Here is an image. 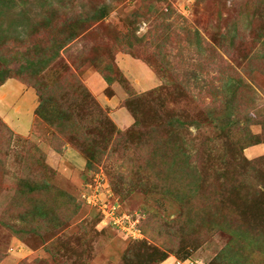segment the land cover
Returning <instances> with one entry per match:
<instances>
[{
    "label": "rangeland",
    "instance_id": "1",
    "mask_svg": "<svg viewBox=\"0 0 264 264\" xmlns=\"http://www.w3.org/2000/svg\"><path fill=\"white\" fill-rule=\"evenodd\" d=\"M83 2L88 10L103 7L106 15L76 19ZM68 8L74 12L66 13ZM182 26L200 34L201 52L180 34ZM68 32L75 36L57 49V39ZM23 51L35 61L32 74L13 71L26 62ZM131 63L151 76L150 88L164 81L171 88L163 104L137 102L139 114L163 108L205 127L208 119L222 122L220 87L232 78V126H187L191 134H182L183 148L163 149L164 169L140 141H105L106 152L89 158L80 137L60 132L69 110L65 100L53 102V93L63 95L56 85L75 77L124 133L135 120L132 97L149 89L129 75ZM5 68L0 264H146L153 247L167 256L158 264H264L262 193L242 205L233 196L220 204L216 194L202 202L186 187L193 181L191 165L199 171L202 162L220 158L205 187L213 191L218 170L235 171L224 154L248 160L264 155V142L243 149L249 135L262 138L264 131V0H0V70ZM190 72L198 76L191 79L194 86H179L176 77L183 80ZM206 149L210 157L203 155ZM175 154L177 160H168ZM183 154L189 166L181 163Z\"/></svg>",
    "mask_w": 264,
    "mask_h": 264
},
{
    "label": "trees",
    "instance_id": "2",
    "mask_svg": "<svg viewBox=\"0 0 264 264\" xmlns=\"http://www.w3.org/2000/svg\"><path fill=\"white\" fill-rule=\"evenodd\" d=\"M8 1L13 5L15 4V0ZM84 3L85 2L82 3V10L81 12H79L76 19H80L82 17V19L80 20H95L98 17H103V15H106L105 9L103 7L92 11L88 10L87 6H85ZM73 12L74 8H68L66 13L72 14ZM166 28L169 29L170 27L168 28L167 25ZM167 29H164L165 33ZM180 31V34H182V32L186 34V41H189V44L195 45L196 49L201 52V48L204 43L200 34L197 31H193L185 26H182ZM26 35L31 36L32 34L28 35L27 33H25L24 37H26ZM74 36L75 34L73 32H68L66 38L59 37L57 39L59 42V46L57 47V49H60L64 45L65 41H68L70 37ZM168 37L169 34H166L165 38ZM22 39L23 38L20 36L18 38V41H21ZM192 39L194 40V42H192ZM148 47L151 48V45L148 44ZM157 51L158 53H161V50L159 48L157 49ZM55 53L56 51H54L53 57L55 56ZM21 54L24 55V59L26 62L19 63V66H16V68L13 67V71H15V73H18L19 75H21L22 73L32 74L35 61L27 57L26 51L21 52ZM45 59L46 58L39 61L42 62ZM108 69H112L117 72L115 65L112 63H109ZM8 70L9 69L7 68L0 70V84H2L3 81L9 77L10 72ZM157 71H162V68H157ZM184 76L185 78L183 77V80L176 77L175 81L180 84L179 86L188 88V84H192L191 79H193L192 81L197 82L198 76L195 75V73L190 72L189 75L184 74ZM62 81L63 82H59V84L56 85V89H62L63 95L59 97L53 93V102L57 99H63L66 101L65 104L67 105V108L69 110V113L65 117L67 118V121L63 122L62 125H60V132L61 134H70V136L72 137H80L85 144L84 149L87 152L88 157L97 160L106 149V146L104 145L105 141L107 143L111 140L118 142V139H124V143H129L133 140V142L135 141L136 143L140 141V144H142L147 150H149L148 152L150 154V157L156 161H159L161 163L160 167L164 169V167H167V163L164 160L165 154L163 149L167 147L169 148V145L176 150L183 148L187 141L183 142V139H181V137L183 133H190L188 129L189 127L192 126L196 130H199L200 127H203V130L204 128H206L208 131H210V129L212 128L216 129L217 127H219L221 130H226L230 126H232L236 113V106H229V100H227L228 92L236 82L234 83V80H232V78H225L223 81L224 83H222L220 87L223 105L225 107V112L222 116V122L220 124L218 123L219 120L217 121V119L206 118L210 121L207 123V127H205L206 124L203 125L201 122H198L194 119L187 120L183 118L180 119L179 117H171L167 111L163 110V108H159L158 110H156L155 107V111H152V114L143 112H140L139 114L138 110L136 109V105L142 102L148 103L151 106L157 105V103L163 104V100L170 94L171 89L168 82L164 81L159 85L156 84V87L150 88L151 86H149V89L142 88L141 90L139 89L137 91L139 93H135L134 97H132L131 99L134 100L135 103L133 104V102H131V104L129 105V107L133 108L131 110V113H133V115L135 116L133 127L126 132L121 133L120 130L115 127L113 121L108 117V115H106L102 111V108L97 104L96 100L91 97L87 88L79 83L75 79V77L72 76V78H70V76L68 75V79L64 78ZM192 86L194 85L192 84ZM202 87L204 86H200V91H202ZM145 89L147 90L144 91ZM179 89L183 91L185 88ZM39 96L42 97L41 94H39ZM176 96L178 97V94ZM74 101H81L82 104H78L77 106H75ZM137 102L139 103L137 104ZM100 129H104V136L101 135ZM262 142H264V131L262 138L257 136L254 137V135H249V139L245 142V146L243 147V149ZM208 152L209 151L206 149L203 155H205L206 157H210V154H207ZM183 157L184 159L181 161V163L189 166V161L187 160L188 156H186L187 158H185V154H183ZM218 159L220 158L202 162L199 171H197V168L194 169V167H192L191 165V172L189 173V176L193 178V181L189 183L191 187L189 185L186 186L189 187V196H191V194L197 195L202 199L203 202V200H210L211 197L216 194L215 202L220 204H222V200L228 199L233 196L238 199V203L240 205L245 204L251 194L260 196V194L262 193L263 195H261L264 198V170L262 169V166L264 165V155L252 160H248L246 158L239 159V155L235 156L224 154L223 161H226L229 164L233 163V167L231 164L230 166L232 167V169H235V171L233 174H228L225 169L223 171L222 169L218 170V174L216 173L217 177L214 179V181L217 182L216 184L218 185V188L217 190L209 191L205 189V187L211 183L209 172L214 170L211 165L215 164L214 162H216ZM168 160H170L171 162L177 160L176 154L175 157L171 156L170 158H168ZM145 163L146 165L148 164V162L146 161ZM179 163L178 165L181 166L182 164ZM218 164L222 163L218 162ZM89 165L92 166V164H90V160ZM160 170H157L158 172H156V175H158L157 178H162V173ZM173 175H175V173ZM257 185L262 187L263 191H261L257 187ZM180 197L182 199V196ZM78 205L79 204L77 203L76 207H78ZM239 206L236 207V211H238ZM240 209L242 210V206ZM153 248L154 249H152L146 255V260H144L146 261V264H158L167 258L165 254H162L161 252L155 250V247ZM153 253H158V256H154L155 254Z\"/></svg>",
    "mask_w": 264,
    "mask_h": 264
},
{
    "label": "crops",
    "instance_id": "3",
    "mask_svg": "<svg viewBox=\"0 0 264 264\" xmlns=\"http://www.w3.org/2000/svg\"><path fill=\"white\" fill-rule=\"evenodd\" d=\"M131 64L132 65L129 67V75L133 78V80L135 79V81L137 82V86L138 87H148V86H152V85H149L150 82H152V84L154 83L153 80H152V78H151V76H150V78H145L144 76H142V73L140 72V70L138 69V67L135 66V65H133V63H131ZM137 70L139 72H137ZM145 73L147 75H149L147 71ZM138 74H140L141 77L138 76Z\"/></svg>",
    "mask_w": 264,
    "mask_h": 264
},
{
    "label": "built area",
    "instance_id": "4",
    "mask_svg": "<svg viewBox=\"0 0 264 264\" xmlns=\"http://www.w3.org/2000/svg\"><path fill=\"white\" fill-rule=\"evenodd\" d=\"M181 264H198V263L191 261V260H186V261L182 262Z\"/></svg>",
    "mask_w": 264,
    "mask_h": 264
}]
</instances>
